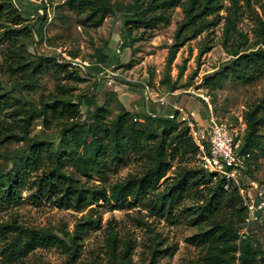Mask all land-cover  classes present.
Segmentation results:
<instances>
[{"label":"trees","instance_id":"16d2710c","mask_svg":"<svg viewBox=\"0 0 264 264\" xmlns=\"http://www.w3.org/2000/svg\"><path fill=\"white\" fill-rule=\"evenodd\" d=\"M224 1L133 0L126 6L125 19L121 21L123 40L119 49L130 47L134 40L132 29H149L166 23L171 10L180 7L183 19L174 32V48L224 20L222 45L231 58L204 76L202 84L214 91L226 80L249 83L264 72V20L255 18V49H243L246 37L237 28L242 8L240 0H227L226 7ZM243 1L245 6H250V0ZM63 5L78 14L113 10L111 0H64ZM41 8L45 11L44 4ZM223 9L226 15L221 18L219 12ZM23 21L10 2L0 0V28ZM25 31L2 32L3 39L9 43L2 70L11 76L18 75L13 85L24 90L35 89L40 76L53 70L55 91L42 97L38 104L22 102L7 91L0 94V146L28 139L32 123L39 118L46 129L52 120L60 122L55 141L34 136L26 155L18 156L10 170L0 173V206L17 204L21 200L20 190L28 187L31 199L44 200L60 209L82 211L99 201L110 209H129L134 202H140L154 215L168 219L185 196L193 195L201 212H195L192 206H183L181 212L197 227L187 241L203 251V264H264V250L254 248L246 237L238 241L245 219V208L238 194L233 189L225 191L222 181L213 179L212 174L188 167V162L195 159L197 147L189 129L177 120V112L172 118L144 115V122H141L133 111L120 105L115 116L108 120L109 109L104 102L81 115L80 108L87 103V94L73 96L76 88L60 83L58 77L79 83L87 76L77 67L58 63L54 57L34 56L31 60H23L15 50V41L20 35L29 36ZM208 48L204 43L200 52ZM74 57L75 54H71V58ZM95 69L101 74L104 72L97 66ZM184 70L183 63L177 80L170 86L171 91L177 88ZM243 119L244 148L251 153V174L254 176L256 151L264 150L260 134V127H264V98L249 105ZM129 157L137 163L138 170L107 186L80 184L74 173L66 168L69 165L83 175L95 174L103 179L108 170L123 165ZM171 170L174 175L160 188L161 180ZM79 221L67 234L32 229L13 218L1 221L0 264H29L25 258L34 250L55 246L67 247L71 253L70 264H74L78 240L85 232L84 225L92 223L83 218ZM142 222L150 231V225ZM107 244L109 259L106 264H131L128 241L118 250V238L113 229L108 232ZM158 247L154 236L149 246L152 257Z\"/></svg>","mask_w":264,"mask_h":264},{"label":"rangeland","instance_id":"374dc122","mask_svg":"<svg viewBox=\"0 0 264 264\" xmlns=\"http://www.w3.org/2000/svg\"><path fill=\"white\" fill-rule=\"evenodd\" d=\"M7 1L24 21L19 25L5 24L0 28V94L7 91L11 97L22 102L38 104L42 97L55 91L56 74L53 70L45 71L33 90L13 85L18 75L11 76L2 70L9 49V43L3 39L2 32L27 30L29 36L20 35L15 41V50L22 55L23 60H31L34 56L65 60L75 54L74 58L85 65L82 72L87 77L83 82L76 83L62 79V76L58 77L60 83L76 88L73 96L87 94V103L80 108L81 115H86L88 110L106 102L109 109L108 120L115 116L120 105L133 111L141 122H144V115L169 117L174 114L170 103L160 106L156 102L157 98L166 96L168 102L176 100L181 109L192 111L199 127L205 128L207 111L202 97L208 96L212 113L221 123L234 129H242L245 127L243 114L247 107L264 98V72L249 83L226 80L214 91H209L202 84L204 76L217 70L225 60L231 58L227 48L222 45L223 19L209 31L174 48V32L183 19L181 8L176 7L171 10L166 23H159L149 29H132L134 40L130 47L121 50V21L125 19L126 6L132 4L133 0H111L112 11L101 9L85 14L69 9L63 5L64 0ZM41 4H44L45 11ZM223 4L226 7L229 2L225 0ZM240 4L242 8L237 28L246 37L242 48L255 49V18L257 16L264 20V0H250L249 7L245 6L243 0H240ZM225 15L224 9L219 12L221 18ZM204 43L209 48L200 52ZM183 63L185 70L178 79L177 88L171 91L170 86L177 80L178 70ZM95 66L100 71L112 72L110 84L103 77L105 72L101 74ZM182 116L178 113L177 120L184 125ZM59 122L52 120L46 129L39 118L32 123L28 139L0 146V173L10 170L18 156L26 155L34 136L55 141ZM260 134L264 141L263 126L260 127ZM255 158L257 165L254 177L263 181L264 150L256 151ZM187 165L195 170L199 169L193 159ZM66 168L74 173L73 176L80 184L87 186H107L138 170L137 163L131 157L123 165L108 170L103 179L95 174L83 175L69 165ZM172 170L161 180L160 188L174 175ZM30 193L28 187H23L20 190L21 200L17 204L0 206V222L13 218L32 229L67 234L74 230L80 218L92 220V223L84 225L85 232L78 240L74 264H106L109 259L107 238L111 229L117 235L118 250L128 241L131 264H203V251L187 241V237L194 234L197 227L192 226L186 213L181 212L183 206H192L195 212H201L193 201V195L185 196L180 206L173 211L172 217L166 219L154 215L140 202H134L129 209H110L103 201H99L82 211H75L57 208L44 200L34 201L29 197ZM142 221L150 225V231ZM246 231V238L253 247L263 251L264 226L249 225ZM154 236L159 247L152 257L149 246ZM70 256L67 247L55 246L37 248L25 260L29 264H70Z\"/></svg>","mask_w":264,"mask_h":264},{"label":"built area","instance_id":"2783aa9c","mask_svg":"<svg viewBox=\"0 0 264 264\" xmlns=\"http://www.w3.org/2000/svg\"><path fill=\"white\" fill-rule=\"evenodd\" d=\"M58 63H67L85 70V65L75 58L56 59ZM103 76L111 83L112 72L106 70ZM172 95H175L172 93ZM206 103L207 126L200 128L194 120L192 111L186 112L177 107V101L170 102L174 112L182 114V120L189 129V134L197 147L196 166L220 179L223 189H233L240 197L245 208V219L240 229L239 239L246 237L249 225L264 224V182L258 181L251 174V153L244 148V128L234 129L221 123L212 113L208 96L202 97ZM159 105L169 104L166 96L156 99ZM170 115L169 118H172Z\"/></svg>","mask_w":264,"mask_h":264},{"label":"crops","instance_id":"0c3cea01","mask_svg":"<svg viewBox=\"0 0 264 264\" xmlns=\"http://www.w3.org/2000/svg\"><path fill=\"white\" fill-rule=\"evenodd\" d=\"M178 102V101H177ZM170 103V102H169ZM168 105V104H167ZM170 105V104H169ZM161 106V105H160ZM165 106V105H164ZM177 107L179 108V109H181V107H179L178 105H177ZM181 110H183V109H181ZM185 111V110H184Z\"/></svg>","mask_w":264,"mask_h":264}]
</instances>
